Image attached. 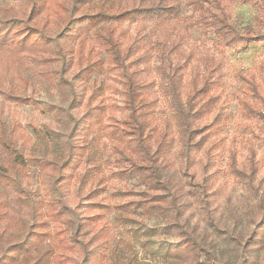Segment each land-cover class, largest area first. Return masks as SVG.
<instances>
[{
    "label": "trees",
    "instance_id": "16d2710c",
    "mask_svg": "<svg viewBox=\"0 0 264 264\" xmlns=\"http://www.w3.org/2000/svg\"><path fill=\"white\" fill-rule=\"evenodd\" d=\"M17 1L23 7L0 13V61L6 70H15L11 67L25 61L38 68L57 99L41 104L53 125L36 131L27 158L13 150L11 142L3 145L7 167L0 166V179L15 194L23 213L9 234H0V264H50L53 257L58 264H139L133 243H142L141 237L149 241L157 228L178 239L177 246L162 247L168 264H260V254L264 255L263 161L251 144L247 165L241 167L238 152L232 148L223 171L214 164L216 143L212 145L221 126L220 115L204 122L220 100V62L208 50L186 53L174 40L155 49L149 46L155 32L166 29L178 11L176 0ZM231 3L264 10V0L184 1L191 10L192 26L205 37L212 35L218 50L264 43V33L241 30L229 21L226 11ZM127 20L135 24L132 41L120 40L113 26ZM51 23H56L53 32H49ZM87 30L103 47L107 66L123 79V115L118 120L108 114L104 123L97 106L89 100L83 105L86 81L97 67L89 58L81 65L83 56L73 45ZM151 49L157 57L153 65ZM249 86L259 94V86ZM6 99L36 105L31 98L12 92ZM160 102L168 115L157 116ZM242 116L257 119L264 143V106L260 109L243 102ZM99 134L111 147V175L123 182L136 181L143 188L137 198L113 206V220L126 229L130 240L110 241L101 215L89 214L81 206L91 201L97 209L103 206L98 197L108 177L102 171L105 162H100ZM28 161L44 176L47 193L43 201L35 202L22 184ZM195 169L203 175L204 188L220 174L243 188L248 203L245 230L207 220L208 239L205 230L199 232L184 218L188 200L202 202V197L192 191L191 184L181 182L177 170L188 174ZM72 183L82 202L75 207L66 196ZM86 183L90 185L84 192ZM43 207L56 226L52 234L42 229ZM139 217L154 220V227L140 223ZM49 235L52 239L45 245Z\"/></svg>",
    "mask_w": 264,
    "mask_h": 264
},
{
    "label": "rangeland",
    "instance_id": "374dc122",
    "mask_svg": "<svg viewBox=\"0 0 264 264\" xmlns=\"http://www.w3.org/2000/svg\"><path fill=\"white\" fill-rule=\"evenodd\" d=\"M98 1V0H96ZM185 0H176L178 11L172 17L166 29L156 31L152 36L151 44L147 45L156 48L166 40L178 42L180 50L186 53L192 49L208 50L213 53L217 61L221 64L222 84L220 88V100L213 109L212 115L204 122L209 123L215 115H220V130L217 131V138L212 141L215 151L213 152L214 164L223 171L227 163V155L230 149L238 152V163L241 167L247 165L249 146L257 150L258 157L264 164V143L260 139V123L256 118L242 116V104L257 105L263 109L264 100V43H250L244 48L241 45L218 50L213 41L212 35L203 36L198 28L191 24V10L184 5ZM99 3V1H98ZM23 7L22 2L17 0H0V13L8 8L17 10ZM230 22L241 30L249 29L254 33H264V10L250 7L245 4L231 3L226 11ZM53 32L56 23H51ZM55 25V26H53ZM59 25V24H58ZM120 40H133L136 34L135 24L128 20L120 25H115ZM179 36V37H178ZM178 37V38H177ZM122 41V42H123ZM172 46L171 42H167ZM74 50L81 53V65L86 63L87 58L96 63L97 71L86 81L83 105L88 100L92 106H97L102 120L108 118V114L118 120L122 115V81L120 75L107 66L104 49L92 34V30L85 31L78 41L74 42ZM150 63L153 65L157 57L153 49L149 51ZM77 57V54L76 56ZM7 67L0 61V166L7 167L6 152L3 145L11 142L13 150L17 151L25 158L35 143V134L38 129L46 125H53L52 116L44 112L41 104L49 103L57 99L55 90L49 85L39 69L28 62L11 67L15 70H6ZM250 83L259 86V94H254ZM15 93L31 98L36 105H22L10 102L6 99L7 93ZM263 99V100H262ZM38 103V104H37ZM158 117L168 115L163 102H160L156 109ZM100 150V162H105L103 173L108 179L105 181V191L98 197L102 207H95L91 202L82 203L76 197L74 189L77 185L73 183L67 188L66 196L71 207H75L78 202L83 207H87L89 214L101 215V221L107 225V233L110 241L114 243L122 238L129 239L126 229L113 220L115 215L114 204L122 200H131L138 197V193L143 189L136 181L123 182L111 175L112 158L110 144L106 143V138L98 135ZM177 151L173 156L176 160ZM205 156V154H201ZM176 167L179 164L176 161ZM82 170V169H81ZM181 182L191 184L192 191L200 193L202 202L196 198H191L186 203L184 218L199 232L211 235L207 220L227 225L230 228L243 231L246 229L247 221L245 211L248 207L246 193L243 188L230 177L220 174L216 176L210 186L204 188L203 175L195 169L188 174L182 170H177ZM195 172V173H194ZM264 172V166L262 169ZM43 174L28 161L26 162L25 173L22 178L23 186L32 194L35 202L45 200L47 189L43 181ZM90 183H86L84 192H87ZM204 188V189H203ZM95 202V201H94ZM23 213L15 194L8 188L4 181L0 179V234H9L15 227L18 216ZM40 220L45 222L42 225L44 231L49 234L56 228L50 219L45 207L41 209ZM140 223L147 227H154L155 221L152 219L138 218ZM107 222V223H106ZM46 239L45 245L49 244L52 237ZM140 242L133 243V249L137 252L139 264H168V260L163 255L162 247L173 248L178 245L175 236L166 234L162 229H155L154 235L145 241L140 238ZM260 264H264V255L260 254ZM50 264H58L55 257Z\"/></svg>",
    "mask_w": 264,
    "mask_h": 264
}]
</instances>
